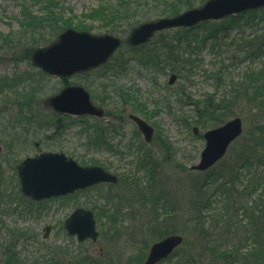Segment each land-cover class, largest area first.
Masks as SVG:
<instances>
[{
	"label": "rangeland",
	"instance_id": "obj_1",
	"mask_svg": "<svg viewBox=\"0 0 264 264\" xmlns=\"http://www.w3.org/2000/svg\"><path fill=\"white\" fill-rule=\"evenodd\" d=\"M55 1V11L72 20L70 28L84 21L90 33L105 34L100 22L83 18L101 0ZM27 4L42 13L31 0H0V264L12 254L17 264H143L150 247L173 234L185 242L162 264H264V100L250 83L264 79V10L227 22L226 30L223 20L166 30L146 46L123 45L95 71L60 78L2 44L4 35L22 31ZM140 13L138 24L165 17L153 2ZM120 27L114 35L122 39L133 28ZM54 31V23H43L35 34L47 40L41 47L61 33ZM173 73L178 78L170 85ZM238 83L246 100L224 104ZM70 85L88 89L109 117L61 115L44 105ZM130 113L155 128L152 143H145ZM236 117L244 133L227 155L206 172L191 171L205 148L204 133ZM43 152L104 167L119 183L32 202L21 193L16 166ZM78 208L94 213L96 243H79L65 230ZM47 226L52 230L44 238Z\"/></svg>",
	"mask_w": 264,
	"mask_h": 264
},
{
	"label": "water",
	"instance_id": "obj_2",
	"mask_svg": "<svg viewBox=\"0 0 264 264\" xmlns=\"http://www.w3.org/2000/svg\"><path fill=\"white\" fill-rule=\"evenodd\" d=\"M264 9V0H208L203 6L187 10L173 17L142 23L134 27L125 40L114 35H94L85 31L68 28L50 45L33 51L31 61L34 67L57 77H71L86 73L107 64L119 48L126 44L136 48L145 45L154 36L166 29L193 28L202 22L221 20L233 15ZM177 80L173 74L170 84ZM46 107L55 112L74 115H90L104 118L105 110L93 104L90 93L82 86L64 88L60 94L44 101ZM129 118L138 126L145 141L151 143L155 129L141 117L130 114ZM244 131L241 118H234L224 125L204 134L206 146L198 164L192 171L205 172L223 159L233 142ZM196 136L198 127L193 128ZM2 147L0 146V154ZM23 193L32 200H44L67 195L101 183L117 184L119 178L102 167H82L63 153H43L34 158L25 159L17 166ZM65 228L70 235H77L83 242L98 240L94 213L85 209L76 210L67 219ZM51 227L45 229V238ZM184 243L180 235H172L156 242L150 248L143 264H160L171 256Z\"/></svg>",
	"mask_w": 264,
	"mask_h": 264
},
{
	"label": "trees",
	"instance_id": "obj_3",
	"mask_svg": "<svg viewBox=\"0 0 264 264\" xmlns=\"http://www.w3.org/2000/svg\"><path fill=\"white\" fill-rule=\"evenodd\" d=\"M35 4H38L41 7V14L34 13L30 8L32 5L27 4L23 6L21 16L19 18V24L22 29L20 33L8 34L3 36L2 44L9 45L8 47L15 48L14 50L20 49L22 58L30 59L34 49L41 47L43 43H46L47 40H38L36 39V32L43 26V23H54L55 31L54 34H58L64 31L67 28L73 26L71 19H64V14L62 12H56L54 5L58 3L55 0H31ZM206 0H199V3H204ZM151 2L156 3L157 7L160 9V15L162 16H174L187 9H192L196 7V0H101L100 5L87 13H84L83 18L89 21L100 22L102 24V29L105 30V34H116L121 23H127L130 27L137 25L139 22L136 19L141 15L142 6L149 5ZM54 9V10H52ZM258 12H250L247 14H242L238 16H233L229 19L221 21V29L226 30L225 25L227 22L231 24H239L240 20L246 17H252L257 15ZM133 22V23H132ZM57 24V25H56ZM61 24V25H60ZM77 30L91 32L92 28L87 25L84 21H80L79 24L75 26ZM216 32H220L219 29ZM11 33V32H10ZM218 34V33H217ZM216 34V36H217ZM34 35V36H32ZM42 41H45L41 43ZM174 58V57H173ZM177 71V69H175ZM181 75V73H180ZM252 86V91L254 88V96L258 100H264V79L260 77L255 81H250ZM242 83H238L234 90L227 95L226 98H223V103L235 101L239 103L241 100H246V97L240 96L241 88H239ZM233 89V88H232ZM231 89V90H232ZM240 90V91H239ZM211 116L214 113H209ZM226 115V114H225ZM224 115V116H225ZM223 115H216V120H222ZM101 138L105 139V132L99 134ZM148 157L145 162L149 161ZM149 163V162H148ZM246 258V257H244ZM86 258H83L81 261H85ZM17 264V259L15 254L7 256L6 264ZM76 263V261H75Z\"/></svg>",
	"mask_w": 264,
	"mask_h": 264
},
{
	"label": "flooded vegetation",
	"instance_id": "obj_4",
	"mask_svg": "<svg viewBox=\"0 0 264 264\" xmlns=\"http://www.w3.org/2000/svg\"><path fill=\"white\" fill-rule=\"evenodd\" d=\"M68 116H70V115H68ZM104 184H109V183H104ZM104 184H101V185H104ZM111 185V184H110ZM80 191H84V190H79V191H76L75 193H77V192H80ZM75 193H73V194H75ZM73 194H71V195H73ZM69 196V195H68Z\"/></svg>",
	"mask_w": 264,
	"mask_h": 264
}]
</instances>
